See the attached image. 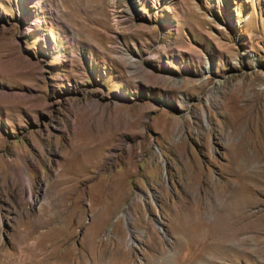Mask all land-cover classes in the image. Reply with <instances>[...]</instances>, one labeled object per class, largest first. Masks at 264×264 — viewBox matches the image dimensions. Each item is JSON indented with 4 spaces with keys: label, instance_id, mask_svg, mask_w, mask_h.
I'll use <instances>...</instances> for the list:
<instances>
[{
    "label": "rangeland",
    "instance_id": "374dc122",
    "mask_svg": "<svg viewBox=\"0 0 264 264\" xmlns=\"http://www.w3.org/2000/svg\"><path fill=\"white\" fill-rule=\"evenodd\" d=\"M0 264H264V0H0Z\"/></svg>",
    "mask_w": 264,
    "mask_h": 264
},
{
    "label": "bare ground",
    "instance_id": "6f19581e",
    "mask_svg": "<svg viewBox=\"0 0 264 264\" xmlns=\"http://www.w3.org/2000/svg\"><path fill=\"white\" fill-rule=\"evenodd\" d=\"M243 161V160H242ZM242 165H239V170L238 169H236L235 171H236V173L239 175V176H245V173L243 172V171H245L246 170V168H247V162L245 163V162H243V163H241ZM194 177V176H193ZM194 180V179H193ZM192 183V182H191ZM194 184H196L195 182H194ZM211 185V184H210ZM196 186H197V184H196ZM194 190V189H193ZM234 190H237V187L236 186H231L230 187V189H229V191H230V193H232V192H234ZM223 192V190L222 189H219L218 190V193H222ZM219 195V194H218ZM226 195V194H225ZM221 197V196H220ZM198 198V197H197ZM196 198V199H197ZM196 201H198V200H196ZM199 202V201H198ZM192 203V202H191ZM179 204V203H178ZM184 204V203H183ZM231 204H233V203H231ZM181 206V205H180ZM186 207H187V205H185ZM232 206H234V205H232ZM231 205H229V203L228 204H226V206H225V210H230L231 211V213L234 211V209H233V207H232ZM199 207V206H198ZM181 208H182V206H181ZM186 209V208H185ZM200 210H202V208H199V213H200ZM190 211V210H189ZM194 211H196V210H194ZM196 213V212H195ZM202 213V212H201ZM186 216H188L189 217V215H188V213H187V210H186ZM198 216V215H197ZM196 216V219L198 218ZM200 218V217H199ZM127 219H128V216H127ZM189 219H190V217H189ZM201 219V218H200ZM205 219V218H204ZM202 220V219H201ZM201 225V224H200ZM186 227V226H185ZM188 231V230H187ZM203 233V232H202ZM202 233H199L198 235H203ZM224 234V233H223ZM227 234V233H226ZM230 235V234H229ZM223 236H226V235H223Z\"/></svg>",
    "mask_w": 264,
    "mask_h": 264
}]
</instances>
